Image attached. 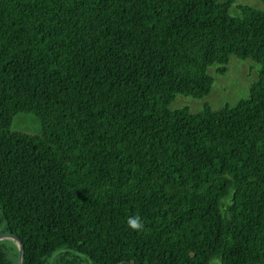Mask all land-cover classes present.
<instances>
[{"label":"trees","instance_id":"16d2710c","mask_svg":"<svg viewBox=\"0 0 264 264\" xmlns=\"http://www.w3.org/2000/svg\"><path fill=\"white\" fill-rule=\"evenodd\" d=\"M258 1L0 0V221L21 264H264ZM231 55L258 63L247 98L169 109ZM17 250L0 238V264Z\"/></svg>","mask_w":264,"mask_h":264},{"label":"rangeland","instance_id":"374dc122","mask_svg":"<svg viewBox=\"0 0 264 264\" xmlns=\"http://www.w3.org/2000/svg\"><path fill=\"white\" fill-rule=\"evenodd\" d=\"M240 2L241 4H250L252 7H260L261 5L258 0H240ZM232 11L236 13L237 9L234 7ZM257 67L258 63L249 58L242 60L231 55L226 65V71L223 74L215 73V65L207 68V73L212 76L213 82L206 96L194 99L177 94L169 104V109L187 107L190 112L195 113L200 111L204 103H208L214 110L226 104L234 105L238 100L247 98L249 85L257 79ZM10 128L21 132L38 134L40 132V122L33 114L16 113L12 117ZM3 233L2 222L0 221V235ZM7 243L10 242L7 241ZM208 264H220V261L217 258H213Z\"/></svg>","mask_w":264,"mask_h":264},{"label":"clouds","instance_id":"9594fccd","mask_svg":"<svg viewBox=\"0 0 264 264\" xmlns=\"http://www.w3.org/2000/svg\"><path fill=\"white\" fill-rule=\"evenodd\" d=\"M128 227L135 231H142L144 224L139 216L129 217L127 220Z\"/></svg>","mask_w":264,"mask_h":264},{"label":"water","instance_id":"95a60500","mask_svg":"<svg viewBox=\"0 0 264 264\" xmlns=\"http://www.w3.org/2000/svg\"><path fill=\"white\" fill-rule=\"evenodd\" d=\"M4 237V238H10L13 239L15 241V244L17 245V264H21V250H22V244L21 241L15 237L14 235H11L9 233H3L2 235H0V238ZM118 264H127L126 262H120Z\"/></svg>","mask_w":264,"mask_h":264}]
</instances>
